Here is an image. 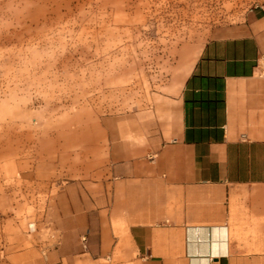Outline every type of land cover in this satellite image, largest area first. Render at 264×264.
<instances>
[{"label":"rangeland","instance_id":"obj_1","mask_svg":"<svg viewBox=\"0 0 264 264\" xmlns=\"http://www.w3.org/2000/svg\"><path fill=\"white\" fill-rule=\"evenodd\" d=\"M253 10L264 0H0V264L123 262L90 253V225L120 219L67 190L112 189L114 121L123 141L138 122L169 130L183 62Z\"/></svg>","mask_w":264,"mask_h":264},{"label":"crops","instance_id":"obj_2","mask_svg":"<svg viewBox=\"0 0 264 264\" xmlns=\"http://www.w3.org/2000/svg\"><path fill=\"white\" fill-rule=\"evenodd\" d=\"M176 81L169 130L138 122L123 141L114 121L112 189L67 190L74 207L120 219L90 225L102 233L90 253L121 264H264V14L207 41Z\"/></svg>","mask_w":264,"mask_h":264},{"label":"built area","instance_id":"obj_3","mask_svg":"<svg viewBox=\"0 0 264 264\" xmlns=\"http://www.w3.org/2000/svg\"><path fill=\"white\" fill-rule=\"evenodd\" d=\"M84 240H86V237H84ZM54 264H63V263L61 261H58V262H56Z\"/></svg>","mask_w":264,"mask_h":264}]
</instances>
